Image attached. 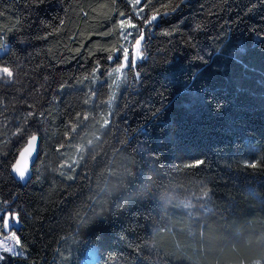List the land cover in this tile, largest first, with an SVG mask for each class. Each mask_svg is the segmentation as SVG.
<instances>
[{
  "label": "trees",
  "instance_id": "obj_1",
  "mask_svg": "<svg viewBox=\"0 0 264 264\" xmlns=\"http://www.w3.org/2000/svg\"><path fill=\"white\" fill-rule=\"evenodd\" d=\"M0 47V264H264V0H0Z\"/></svg>",
  "mask_w": 264,
  "mask_h": 264
},
{
  "label": "snow or ice",
  "instance_id": "obj_2",
  "mask_svg": "<svg viewBox=\"0 0 264 264\" xmlns=\"http://www.w3.org/2000/svg\"><path fill=\"white\" fill-rule=\"evenodd\" d=\"M136 3H140V0H136ZM175 10V8H172L171 11ZM137 15H139V13H137ZM159 12H157L156 14H153L151 16V18H143L144 22L148 25L152 24L157 18H158ZM125 26L128 27H133L135 28L136 26L132 24V22L129 21H124L121 20V28H124ZM137 35H139V39L136 40L135 44V55L132 58L131 63L133 64L134 60L136 59H140L143 58V52L141 51V42L145 39V36L143 35L142 32H137ZM121 51H123V61L122 63L119 65V67H117L116 69H114L115 72H120L122 69H124L126 67V65H129V54H128V50L126 49H121ZM116 59H118L119 57H115ZM109 59H114V57L110 56ZM3 72L7 74L8 77L12 76L11 71H9V69L4 68ZM37 140V137L35 135H33L29 141V149H26V151L28 152L29 156L33 155V149H34V144L35 141ZM198 163H203L202 161H198ZM253 167L255 165H252ZM12 171L17 175L18 179H20L21 181L25 180L28 174V167L25 166L23 168L18 166V163L11 165ZM20 222V213L13 209L11 207L10 204H7V202H5V206L0 207V228H4V229H13L16 227L17 224H19ZM12 239L15 241V246L13 247H5L3 249V253H8L10 255L13 256H17V255H24V249H23V245L22 242L20 241L19 237L16 236L15 232H12ZM4 259V256L2 253H0V261H2Z\"/></svg>",
  "mask_w": 264,
  "mask_h": 264
},
{
  "label": "water",
  "instance_id": "obj_3",
  "mask_svg": "<svg viewBox=\"0 0 264 264\" xmlns=\"http://www.w3.org/2000/svg\"><path fill=\"white\" fill-rule=\"evenodd\" d=\"M33 135L37 137V140L35 141V144H34L33 155L29 156L26 149H29V141ZM40 145H41V138H40L39 133L31 134L29 137H27L25 143L18 151L17 156L14 162L12 163V165L18 163V166L21 168L25 166L28 167L29 171H28V174L25 180L21 181L20 179H18L17 175L12 171V168L10 167V173L12 174L14 179L18 181L21 185H25L32 177L33 166L38 158Z\"/></svg>",
  "mask_w": 264,
  "mask_h": 264
},
{
  "label": "rangeland",
  "instance_id": "obj_4",
  "mask_svg": "<svg viewBox=\"0 0 264 264\" xmlns=\"http://www.w3.org/2000/svg\"><path fill=\"white\" fill-rule=\"evenodd\" d=\"M5 48L6 47H0V53H2L5 50ZM134 55H135V51H134ZM4 68L7 67L0 66V73H4L3 72ZM12 232L15 231H12L11 229L0 228V253L3 251L5 247L15 246V241L12 239ZM92 257H93V251L91 249H88L85 253V257L81 260L80 264H87ZM239 264H261V263L259 260H254L252 263H239Z\"/></svg>",
  "mask_w": 264,
  "mask_h": 264
}]
</instances>
